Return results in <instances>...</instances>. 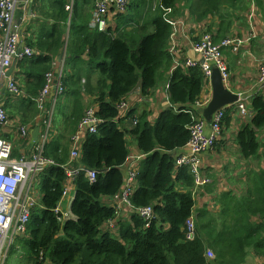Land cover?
I'll use <instances>...</instances> for the list:
<instances>
[{"label": "trees", "instance_id": "obj_1", "mask_svg": "<svg viewBox=\"0 0 264 264\" xmlns=\"http://www.w3.org/2000/svg\"><path fill=\"white\" fill-rule=\"evenodd\" d=\"M95 1L74 2L70 25L78 39L67 56L70 71L63 74L65 90L59 107L62 115V109L69 107L70 111L65 115L61 133L57 136L51 132L45 144L44 154L53 157L57 165L40 174L43 196L31 215L25 236H20L27 245L31 264H243L250 250L264 261V171L250 173L249 195L225 194L221 211L213 213L205 208L195 211L194 177L188 166L179 167L176 162L190 138L189 126L195 119L190 111H196V101L208 79L199 67L179 66L170 73L174 61L169 41L174 27L167 18L188 15L192 21L201 22L218 15L221 22L213 39L220 42L230 18L222 10L235 6L237 0H141L147 12L136 23L130 20L132 28L120 25L115 31L110 25L103 32L91 29L89 13L84 17L81 11ZM53 4L50 14L55 22L36 44L45 43L56 53L63 49L70 11L66 9L67 0H53ZM85 56L88 59H83ZM29 62L35 80L32 96L23 101L26 110L37 115L44 111L34 98L45 85V74L52 64L49 56L32 57ZM79 71H85L87 92L80 85ZM93 73L97 76L95 83L91 80ZM159 80H168L170 101L176 110L163 109L154 120L148 105L142 109L137 105L129 113L138 116L135 126L127 128L121 124L123 120H116L122 114L118 108L122 101L136 90L144 98L153 96ZM92 105H97V115L103 121L96 133L87 134L73 164L97 169L98 177L95 182L84 174L77 177L71 205L76 219H63L56 211L67 182L62 165L71 156V136ZM249 108L253 116L236 137L247 158L259 156L264 147L260 139L264 130V92L252 96ZM54 121L57 126L55 119H51V125ZM229 121L227 115L226 125ZM128 136L145 156L131 201L134 206L152 204L156 218L147 226L134 213L130 220L119 221L115 235L107 223L116 211L103 200L121 191L126 181V163L131 153ZM19 154L14 149L13 155ZM193 213L197 235L188 240L185 225ZM254 215L263 221L252 222ZM207 249L214 252L215 258L207 257Z\"/></svg>", "mask_w": 264, "mask_h": 264}, {"label": "built area", "instance_id": "obj_2", "mask_svg": "<svg viewBox=\"0 0 264 264\" xmlns=\"http://www.w3.org/2000/svg\"><path fill=\"white\" fill-rule=\"evenodd\" d=\"M31 0H0V91L1 87L8 79L9 90L14 94H21L16 80L7 75V70L14 62L20 61L26 57H33L35 52L29 45L23 43V31L16 19L17 9L22 6L26 10ZM130 0H96L92 13V27L98 31H106L112 25L114 18L127 12ZM71 9V5L67 6ZM171 10V9H170ZM167 21L174 27V32L169 41V52L173 57L174 69L181 66L199 67L208 83L204 86V91L210 85V79L213 68L220 70L224 83L228 86L231 71L223 55V48L230 47L233 51L239 50L237 41L232 37H226L220 42H215L210 32L202 34L201 38L192 45V55L186 56L181 53L180 46L175 42V34L180 29L187 26L180 17L167 18ZM259 84L264 88V60L259 65ZM45 85L39 94L34 98L39 107L43 109L50 98L54 99L63 94L65 85L62 73H55L49 70L45 74ZM167 92L169 83L166 85ZM238 101L229 106H224L214 113L211 122H208L203 115V110L208 105L211 95H201L196 101V111H190L194 115V122L189 126L190 138L184 148L183 153L177 157V165L188 166L194 177L196 190L202 188L211 182V178L206 172L203 154L213 150L222 136L226 116L233 112H238L244 119L252 118L253 111L249 108L246 93H237ZM169 97V94H168ZM118 108L122 114L117 121H125L126 111L129 108L127 99L122 101ZM97 105H92L86 109V112L78 125V130L71 136V156L69 161L62 165L67 174V182L63 191L62 201L68 199L71 205L74 197L71 195L73 187L76 186V179L80 174H84L90 182H95L99 171L90 168L85 164L74 165L73 161L80 156V147L88 133H96L102 119L97 115ZM187 112V110H186ZM133 125L138 122V116L130 117ZM10 122V115L4 103L0 102V264H5L8 252L11 250L16 235H24L27 232V226L34 209L39 205L38 196L34 189L37 176L44 172L48 167L57 165L53 157L44 154V147L49 139L48 131L39 136L31 154L22 153L20 156H14L13 142L6 138L2 133ZM16 132L19 139L29 141L31 133L26 124L20 123ZM135 159H127V176L121 191L114 194L111 200V207L116 211V216L108 220V229L112 233L118 234L119 221L127 213L137 214L142 220L150 226L156 218L154 206H134L131 196L136 190L139 167L135 165ZM62 201L56 208L58 213L62 214L63 219H72L74 213L71 208L64 209ZM122 216V217H121ZM186 238L192 240L197 235L195 214L193 213L186 222ZM206 255L209 258H215L211 249H207Z\"/></svg>", "mask_w": 264, "mask_h": 264}, {"label": "crops", "instance_id": "obj_3", "mask_svg": "<svg viewBox=\"0 0 264 264\" xmlns=\"http://www.w3.org/2000/svg\"><path fill=\"white\" fill-rule=\"evenodd\" d=\"M74 2L75 0H67L66 9L68 5H71V9H69V22L63 35V49L56 53H54L53 49L45 46V43L42 46L36 44V40L41 35L49 32L55 22L50 14V11L54 7L53 0H31L26 10H23L20 5L16 13V19L19 21L18 24L23 31L24 45H29L34 49V57L36 58L49 56L52 64L51 70L57 74L62 73V76L66 71H70L67 56L70 49L75 47L78 39L77 32L70 25L72 12L74 11ZM235 2V6L231 5L222 10V13L230 16L228 30L222 39L226 37L234 38L239 45V50L233 51L230 47H226L223 48V55L231 71L228 87L233 92L246 93L248 97L246 103L249 106L252 96L264 92V88L259 84L258 79L259 65L264 60V0H237ZM94 7L95 4L93 6L85 5L81 10L84 17H87V13H89V25L91 29H93L92 13ZM180 19H183L185 23L187 21V26L177 31L175 42L179 44L181 53L186 56H194L191 53V45L200 39L203 33L206 31L211 32L214 37L219 31V24L221 22L218 15H210L201 22L192 21L188 15L181 16ZM112 20L113 22H117V18ZM131 22L123 19V16L119 18V23L121 25L125 24L127 28H132L129 26ZM42 25H45V29L40 28ZM37 33H40V36L35 39ZM83 59H88V57L85 56ZM29 60L30 58H26L17 61L11 67L13 70L10 76L16 80L21 94H14L9 90L7 85L8 79H6L0 91V102L4 103L10 114V122L2 134L13 142L14 149H17L20 154L32 153L37 142L33 137L36 129L39 130L38 138L46 129H51L49 136L51 132L58 136L63 130V125L66 121L65 115L70 111L69 107L64 108V115L59 111L60 118L56 121L57 126L60 128V131H58L55 121L51 125L50 115H52L56 103L53 102V98L49 99L46 107L42 109L44 112L40 114L34 115L33 110H26L24 106L26 101H23V99L32 96L33 82L35 80L31 71L32 68H29ZM91 76H93L92 82L95 83L96 74L93 73ZM77 77H82V80L85 81L83 84L82 80L80 82L83 90H85V83L87 84L85 71H79ZM166 83L162 88H157L153 92V96L149 98H144L138 92H133V94L127 97L129 108L126 111L127 117L124 119V123L121 124L127 128L133 126L129 113L137 105H139L140 109L148 105V109L153 111L152 119L154 120L163 109L173 108L176 110V107L170 101V97H168L169 91H166ZM202 95L212 96L211 86H207L205 91L203 90ZM229 117V125H226L225 122L223 133L217 146L213 150L203 154L206 172L211 178V182L196 190L195 211L205 208L210 212L219 213L223 207L222 201L225 200L223 195L230 194L235 197L249 195V191L251 190L249 184L250 173H261V171H264V147L260 150L259 156L247 158L242 154L236 140L238 132L251 118L244 119L238 112L231 113ZM24 122L27 123L26 125L31 133V139L28 142H22L16 132L17 126ZM128 138L131 150L129 157L131 159L134 158L135 165L140 168L145 156L141 155L135 140L131 136H128ZM260 139L264 141V130L260 134ZM74 188L76 186L73 187V190ZM75 194L76 190L72 191L71 195L73 197H75ZM105 200H108V202L104 201L105 205L110 206V198H105ZM65 202L67 203L66 208H71L72 203L71 205L68 204V199H65ZM130 215L127 213L124 217L121 216L122 218L118 219V221L130 220ZM251 221H263V218L254 215L251 217ZM243 264H264V261L253 256V251L250 250Z\"/></svg>", "mask_w": 264, "mask_h": 264}, {"label": "rangeland", "instance_id": "obj_4", "mask_svg": "<svg viewBox=\"0 0 264 264\" xmlns=\"http://www.w3.org/2000/svg\"><path fill=\"white\" fill-rule=\"evenodd\" d=\"M146 12H147V6H146V4H143V2L141 0H130V5L128 6L127 12H125L121 16H118L117 22H113V29L116 31V29L121 25L119 23V18H121L122 16H123V19H126L127 21L134 20V22H137L139 17L141 15H145ZM152 13H153V11H152ZM40 28L45 29V25H42ZM38 36H40V33L36 34L35 39H37ZM40 37L38 40H36V42L39 43ZM167 78H168V76H167ZM167 81L168 80H164V81L159 80L156 88H159V89L162 88L165 85V82H167ZM83 82H85V81L82 80V84H83ZM85 86H86L85 87V89H86L88 86V83L87 84L85 83ZM135 92L140 93L138 90H136ZM60 105H61V96H59L56 100L54 111H53L52 115H50L51 119H53V120L55 119L57 121L60 118V115H59ZM55 108H56V110H55ZM62 110H64V109H62ZM34 189L37 193L38 201L40 203L41 198L43 196L42 182H41L40 175L37 176V179H36L35 184H34ZM75 190H76V188H74L73 192ZM72 195H74V194H72ZM109 198H111V197H109ZM103 201L108 202V200H105V198ZM66 206H67V203L65 202V200H63L62 201V207L65 209ZM72 219H76V218L72 217ZM114 234L117 235L116 233H114ZM24 236L25 235H23L22 237H24ZM22 237H20V235L15 236L13 246L7 254L5 264H31L30 256L28 253V248H27V245L25 244V242L21 239Z\"/></svg>", "mask_w": 264, "mask_h": 264}, {"label": "water", "instance_id": "obj_5", "mask_svg": "<svg viewBox=\"0 0 264 264\" xmlns=\"http://www.w3.org/2000/svg\"><path fill=\"white\" fill-rule=\"evenodd\" d=\"M13 68L8 69L7 75L10 76ZM210 85L212 88V96L208 105L203 110L204 118L211 122L215 112L224 106H229L238 101V94L233 92L223 81L220 70L216 67L213 68ZM39 130L34 131L33 137L38 140Z\"/></svg>", "mask_w": 264, "mask_h": 264}, {"label": "clouds", "instance_id": "obj_6", "mask_svg": "<svg viewBox=\"0 0 264 264\" xmlns=\"http://www.w3.org/2000/svg\"><path fill=\"white\" fill-rule=\"evenodd\" d=\"M206 32H208V31H206ZM210 33H211V32H210ZM34 55H35V54H34ZM33 57H34V56H33ZM26 58H32V57H26ZM26 58H24V59H26ZM22 60H23V59H22ZM20 61H21V60H20ZM14 63H15V62H14ZM14 63H13L12 66L15 65ZM12 66H11V67H12ZM11 67H10V68H11ZM10 68H9V69H10ZM7 71H8V70H7ZM134 116H137V115H134ZM134 116H131V115H130V117H134ZM133 126H135V125H133ZM111 208H112V207H111ZM131 215H132V214H131ZM131 215H130V216H131ZM207 257H208V256H207Z\"/></svg>", "mask_w": 264, "mask_h": 264}]
</instances>
